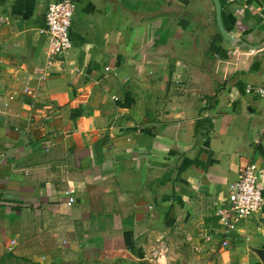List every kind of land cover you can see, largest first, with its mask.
Segmentation results:
<instances>
[{
  "label": "crops",
  "instance_id": "obj_1",
  "mask_svg": "<svg viewBox=\"0 0 264 264\" xmlns=\"http://www.w3.org/2000/svg\"><path fill=\"white\" fill-rule=\"evenodd\" d=\"M56 1L0 0V264H264V208L217 215L264 172V2L221 0L227 41L213 0H75L50 65Z\"/></svg>",
  "mask_w": 264,
  "mask_h": 264
},
{
  "label": "built area",
  "instance_id": "obj_2",
  "mask_svg": "<svg viewBox=\"0 0 264 264\" xmlns=\"http://www.w3.org/2000/svg\"><path fill=\"white\" fill-rule=\"evenodd\" d=\"M227 3L244 2L252 0H224ZM264 2V0H262ZM78 3L75 0H60L51 3L45 13V28L41 33L47 39L49 64L62 62L74 48L72 25L76 17ZM110 71V68H106ZM244 92L248 96L264 98V85L254 86L247 84ZM29 97H34V90L25 91ZM264 172L256 163H250L240 169L238 180L229 190L230 197L225 209L218 210L217 215L228 230H234L236 225L244 220L254 218L264 208ZM74 187L66 192L68 205L75 204ZM2 200H0V206ZM46 257H42L46 261Z\"/></svg>",
  "mask_w": 264,
  "mask_h": 264
},
{
  "label": "water",
  "instance_id": "obj_3",
  "mask_svg": "<svg viewBox=\"0 0 264 264\" xmlns=\"http://www.w3.org/2000/svg\"><path fill=\"white\" fill-rule=\"evenodd\" d=\"M216 8V20H217V26L218 29L222 35V37L227 41H232L233 37L226 33L224 26H223V20H222V3L221 0H213Z\"/></svg>",
  "mask_w": 264,
  "mask_h": 264
},
{
  "label": "rangeland",
  "instance_id": "obj_4",
  "mask_svg": "<svg viewBox=\"0 0 264 264\" xmlns=\"http://www.w3.org/2000/svg\"><path fill=\"white\" fill-rule=\"evenodd\" d=\"M12 264H19L18 262H14L13 260H10Z\"/></svg>",
  "mask_w": 264,
  "mask_h": 264
}]
</instances>
